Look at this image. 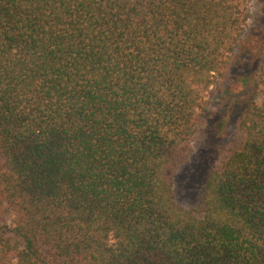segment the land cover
I'll return each instance as SVG.
<instances>
[{"label": "trees", "instance_id": "obj_1", "mask_svg": "<svg viewBox=\"0 0 264 264\" xmlns=\"http://www.w3.org/2000/svg\"><path fill=\"white\" fill-rule=\"evenodd\" d=\"M252 2L0 0V264H264V61L240 148L173 187Z\"/></svg>", "mask_w": 264, "mask_h": 264}, {"label": "rangeland", "instance_id": "obj_2", "mask_svg": "<svg viewBox=\"0 0 264 264\" xmlns=\"http://www.w3.org/2000/svg\"><path fill=\"white\" fill-rule=\"evenodd\" d=\"M251 19L242 40L230 57L228 77L206 89L207 111L189 160L180 165L173 177L178 203L196 207L202 197L206 177L221 168L240 148L245 133L240 121L247 109L261 101L259 70L264 61V0H253ZM13 216L7 221L12 225Z\"/></svg>", "mask_w": 264, "mask_h": 264}]
</instances>
